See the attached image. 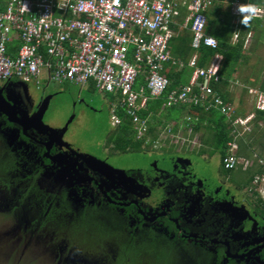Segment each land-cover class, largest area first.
Segmentation results:
<instances>
[{
    "label": "flooded vegetation",
    "instance_id": "1",
    "mask_svg": "<svg viewBox=\"0 0 264 264\" xmlns=\"http://www.w3.org/2000/svg\"><path fill=\"white\" fill-rule=\"evenodd\" d=\"M46 87H0L1 264H264V202L247 198L246 172L220 156L214 169L148 157L119 178L65 131L42 133Z\"/></svg>",
    "mask_w": 264,
    "mask_h": 264
},
{
    "label": "built area",
    "instance_id": "2",
    "mask_svg": "<svg viewBox=\"0 0 264 264\" xmlns=\"http://www.w3.org/2000/svg\"><path fill=\"white\" fill-rule=\"evenodd\" d=\"M216 0H0V87L13 82L92 85L100 94L115 96L127 117L137 126V138L146 128L139 112L147 102L166 98L167 107L190 105L215 110L233 127L247 125L254 115L235 117V109L210 87L220 80V55L200 69L197 55L187 62L192 75L187 85L166 94L170 84L164 66L172 62L170 24L184 7L183 26L191 32L195 53L201 46L216 49L217 42L205 34L206 13ZM233 18L261 19L264 0H230ZM236 38V36H235ZM181 69L184 63H176ZM141 79L142 82H139ZM255 112H264V93L248 90ZM111 117V125L120 120ZM190 121V118H187ZM235 133V131H234ZM236 145L227 144L224 167L232 170L240 160ZM262 173L253 177L250 192L264 201Z\"/></svg>",
    "mask_w": 264,
    "mask_h": 264
},
{
    "label": "crops",
    "instance_id": "3",
    "mask_svg": "<svg viewBox=\"0 0 264 264\" xmlns=\"http://www.w3.org/2000/svg\"><path fill=\"white\" fill-rule=\"evenodd\" d=\"M220 2V0H216L215 3L217 4ZM229 2L230 0H225L223 1V10L228 12V16L235 24V29L232 34V43L237 42L239 39H241L240 36V28L241 25L245 22L248 25H250V30L246 32L245 36L242 38L243 39V44H242V53H243V60L241 61V65L238 67L237 73L233 76V78L229 82V86L227 89V99L230 104L235 109V117H246L249 115H254L255 118V110H254V98L253 96L249 95L248 90L249 89H254L259 92L264 93V17L261 19H235L231 16L230 11H229ZM262 3V2H261ZM260 3V4H261ZM213 6V5H212ZM211 6V7H212ZM184 7L179 9V15L175 18H173L172 23L170 24V31H171V39L175 38L178 36V34L182 33L184 35H187L186 33V28L183 26V21L188 15L187 9H183ZM182 14H184V17L182 18ZM221 19L223 18L222 16L220 17ZM183 20V21H182ZM182 21V22H181ZM240 25V28H237V26ZM184 31V32H183ZM188 32V31H187ZM236 36V38H235ZM170 39V40H171ZM175 45L178 44V41H174ZM181 45V42H180ZM170 47V43H169ZM171 54V50H170ZM193 56V55H192ZM191 56V57H192ZM190 57V59H191ZM171 59L173 63H183L180 60H176L173 58L171 54ZM189 59V60H190ZM253 62H258L256 66L252 65ZM166 70L164 66V71ZM168 70V68H167ZM166 74V72H165ZM164 74V75H165ZM192 75V74H191ZM190 75V78H191ZM166 76V75H165ZM187 81L188 76L186 75L184 78H181L179 82L181 85L183 82H187L184 84H189L190 82ZM41 84L37 87L34 83L30 84V86H33L36 90L41 89V86L43 84H46L47 82L45 80L40 81ZM52 84V83H51ZM48 84V87L51 85ZM70 85L68 83H62L59 86L62 87V85ZM89 86V85H87ZM92 86V85H90ZM46 87V88H48ZM93 87V86H92ZM45 88V89H46ZM30 89V87H29ZM51 92H49L48 95H50ZM54 94V93H52ZM102 95H110V94H102ZM115 103L111 104V114L113 115L115 112V116L120 120L121 124V119L119 118L118 113L119 111H124L125 116L127 117L125 110L120 107V102L119 100L111 95ZM49 98V97H48ZM157 102V101H156ZM227 102V101H226ZM155 105V104H154ZM178 106H185L189 107L190 105H178ZM174 107V106H172ZM163 114H158L155 118H153V114L151 112L148 113V116L146 118L141 117V113H145L148 110V107L146 106L145 110H142L139 112V117L141 121H144V125L147 129L149 127L155 128V136L157 137L156 141L151 143L150 140H152L151 136H148L145 132V136L141 139H144V144L142 146V151H148V148L151 147L154 150H159L160 147L164 146V148H171L174 147V151L180 153V154H193L199 157L205 158L206 162L208 165L211 166L212 169H214V165L216 163L212 162V159L220 156L219 152H215L212 146V151L210 150H205L204 148L209 146V144H205L202 139H209L210 135L212 133V128H213V123L210 121V118L204 120L202 123H198V117H190V115L187 114V111L184 110L181 113H175V116L172 117V114H169V108L165 104L163 105ZM213 110V109H212ZM211 111V110H209ZM208 111V112H209ZM215 111V110H213ZM219 114V113H218ZM220 115V114H219ZM190 118V121L187 120V118ZM128 118V117H127ZM176 118V119H174ZM225 118V117H224ZM129 119V118H128ZM130 120V119H129ZM225 123L228 125V130H229V137L231 138V141L228 143H234L236 145V151L235 155L236 157L239 158L240 162L237 167H235L232 170H235L237 168H240L244 172H246V176L248 179V171L251 169H256V170H261L260 173L263 171V167L259 165L258 161L259 159H264V156L261 157L257 152L252 153L251 157H243V156H237L238 152V141H244L247 140L246 137L252 135V134H259L258 131L256 130V126L254 124V120L247 125V131L243 129L242 126L238 127H233L232 123L228 121L225 118ZM119 124V125H120ZM131 128L136 131V137L135 140H141L137 138V126L133 124L130 120ZM118 125V126H119ZM196 125H199V129L197 131H194V128ZM257 125L259 129L264 128V125L262 122L258 121ZM118 126H112V128L116 129ZM263 126V127H262ZM264 130V129H263ZM235 131V133H234ZM108 137V136H107ZM198 140V144L195 145L192 141L190 142L189 140ZM107 138L105 140L104 148H107L109 145H107ZM110 147V146H109ZM128 152V151H126ZM122 152V153H126ZM251 152V150L249 151ZM228 153V152H227ZM208 155V156H207ZM231 170V171H232ZM257 173V172H256ZM259 174V173H257ZM255 174V175H257ZM254 175V176H255ZM247 179L243 182V185H246ZM252 184V182H251ZM251 184L248 188L245 186V191L247 193V198L250 199L252 202H257L259 203L261 198L254 192H250ZM262 201V200H261ZM264 202V201H262ZM261 202V203H262Z\"/></svg>",
    "mask_w": 264,
    "mask_h": 264
},
{
    "label": "trees",
    "instance_id": "4",
    "mask_svg": "<svg viewBox=\"0 0 264 264\" xmlns=\"http://www.w3.org/2000/svg\"><path fill=\"white\" fill-rule=\"evenodd\" d=\"M223 1L220 0L217 4L214 3L213 6L207 11L206 18L207 23L205 26V34L210 35L213 37L217 42V48L211 49L205 46H201L198 50V58L196 62V66L200 69L206 68L212 58L215 55H220L221 62L219 67V77L220 80L217 83L211 82L210 87L213 89L215 93H217L224 101L228 102L227 99V89L229 86L230 80L233 78V76L237 73L239 65H241V61L243 60V53H242V44H243V37L245 36L246 32L250 30V25L247 23H243L241 25L237 26V28H240V36L241 39H239L237 42L232 43V34L235 29V24L231 21V19L228 16V12L223 10ZM252 3L260 4L262 0H249ZM185 9V8H183ZM223 17L222 19L220 17ZM184 17V14H182V18ZM183 21V20H182ZM181 21V22H182ZM187 35H184L182 33L178 34L177 37L172 38L170 40V50L171 54L174 59L180 60L184 63L183 68H179L176 63L168 62L165 64L166 70L164 71V74L166 72V77L169 80L170 84L167 88L166 94L177 90L180 86H184L187 82L181 83L179 80L181 78H184L186 75L188 76L187 81H189L190 75L192 74V69L187 67V62L189 61L190 57L194 54V50L191 48V33L189 31V28H186ZM188 31V32H187ZM184 32V31H183ZM174 41H178L179 43L175 45ZM181 42V45H180ZM168 68V70H167ZM139 82H142L141 79ZM92 87V86H91ZM157 101V102H156ZM166 102L165 96L157 99V100H150L147 102L148 110L145 113H141L142 118H146L148 116V113L151 112L153 114V118H155L158 114H163V105ZM155 104V105H154ZM186 110L187 114L190 115V117H198V123L203 122L204 120L210 118V121L213 123L212 133L210 135V138L208 139H202V141L205 144H209L211 146V143H213V150L216 152H219L220 154V164L223 169H226L224 167V159L227 157V144L231 141V138L229 137V128L228 125L225 123V118L221 115H219L216 111H209L206 112L203 109L199 107H185V106H174L169 108L168 113L172 114V117L175 116V113H181L182 111ZM255 118H254V124L256 126V130H259V134L255 135L252 134L248 137H246L247 140L238 141V154L237 156H243V157H251L252 153H257L259 156H264V128H257V122L260 121L264 125V112H255ZM119 118L121 119V124L117 127L119 129H122L123 135L117 134V138L115 136V132L111 133L107 138V145H110L111 143L115 146L116 149H119L121 152H126L128 149L134 150V151H140L142 149V146L144 144V139L141 140H135L136 137V131H134L131 128L130 120L125 116L124 111H119L118 113ZM176 119V118H174ZM263 127V126H262ZM116 128V129H117ZM199 129V125H196L194 128V131H197ZM155 128L149 127L147 129L146 134L148 136H151L152 140L151 143L156 141L157 137L154 134ZM115 137V138H114ZM257 137H259L257 139ZM110 143V144H109ZM251 150V152H249ZM227 172H230L231 170L226 169ZM260 169H251L248 171V179L246 182V188H248L253 180V177L255 174L260 173ZM257 172V173H256ZM259 203H261V200Z\"/></svg>",
    "mask_w": 264,
    "mask_h": 264
},
{
    "label": "rangeland",
    "instance_id": "5",
    "mask_svg": "<svg viewBox=\"0 0 264 264\" xmlns=\"http://www.w3.org/2000/svg\"><path fill=\"white\" fill-rule=\"evenodd\" d=\"M257 64L258 62L252 63L254 66ZM30 91L34 96L39 94V90H36L33 86H30ZM45 91L46 93H54L57 97L53 96L47 106L46 113L43 112L41 126L50 131H65L64 137L68 143L79 151L108 159L106 162L101 161L107 167L119 171L136 169L144 165L145 161L151 157L161 159V162L170 168L171 160L174 158L179 156L194 157L193 154H180L174 151V147L166 149L164 146L160 147L159 150L149 147L148 151L142 152L128 149L125 154L116 149L112 143H109L110 147L104 149L105 140L111 133L116 131L115 136L117 134L123 135L122 129H119L120 127L117 129L111 127V104L115 103L111 95L104 96L90 85L66 84L60 87L54 83ZM189 141H192L195 145L198 144V140L190 139ZM204 149L212 151V146L209 145ZM142 154L144 156H141ZM215 159H212L213 163H215ZM149 162L150 160L147 164ZM192 168L199 175L203 173V164L199 162V159L193 158ZM3 264H6V262Z\"/></svg>",
    "mask_w": 264,
    "mask_h": 264
},
{
    "label": "water",
    "instance_id": "6",
    "mask_svg": "<svg viewBox=\"0 0 264 264\" xmlns=\"http://www.w3.org/2000/svg\"><path fill=\"white\" fill-rule=\"evenodd\" d=\"M9 86H21V87H23L24 89H26V91H28L29 90V83H24V82H20V81H18V82H13V83H9L8 84ZM2 88H0V93L2 92ZM50 100V98H45L44 99V101L42 102V105H41V107H43V106H45V104H47V102ZM3 103H4V100H2L1 99V96H0V106H2L3 105ZM45 110V109H44ZM40 116L38 117V119H37V122H38V124H41V118H42V115H43V111L39 114ZM40 128H41V131H42V133H45V134H47L48 136H49V138H51V137H54V136H57L58 138H60V136H61V134L63 133V131H50V130H45V129H42V126L40 125ZM91 158H93L94 160H96L94 157H91ZM96 161H98V160H96ZM174 163V165H176V166H183L184 165V163L188 166V168L190 167V160H188V159H185V158H183V157H177V158H174V159H172L171 160V165ZM186 166V167H187ZM175 167V166H174ZM114 174H116L119 178H123V177H125V175H124V173L123 172H121V171H114Z\"/></svg>",
    "mask_w": 264,
    "mask_h": 264
},
{
    "label": "clouds",
    "instance_id": "7",
    "mask_svg": "<svg viewBox=\"0 0 264 264\" xmlns=\"http://www.w3.org/2000/svg\"><path fill=\"white\" fill-rule=\"evenodd\" d=\"M191 33V32H190ZM210 36V35H209ZM213 38V37H212ZM192 48V47H191ZM217 48V47H216ZM212 49V48H211ZM194 54H196L197 55V57H198V51L195 53V51H194ZM193 54V55H194Z\"/></svg>",
    "mask_w": 264,
    "mask_h": 264
}]
</instances>
